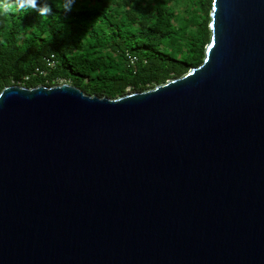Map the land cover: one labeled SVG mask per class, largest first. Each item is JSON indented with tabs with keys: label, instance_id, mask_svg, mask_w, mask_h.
I'll return each instance as SVG.
<instances>
[{
	"label": "water",
	"instance_id": "95a60500",
	"mask_svg": "<svg viewBox=\"0 0 264 264\" xmlns=\"http://www.w3.org/2000/svg\"><path fill=\"white\" fill-rule=\"evenodd\" d=\"M209 30L146 91H0V264H264V0Z\"/></svg>",
	"mask_w": 264,
	"mask_h": 264
},
{
	"label": "trees",
	"instance_id": "16d2710c",
	"mask_svg": "<svg viewBox=\"0 0 264 264\" xmlns=\"http://www.w3.org/2000/svg\"><path fill=\"white\" fill-rule=\"evenodd\" d=\"M50 3L47 19L0 15V91L63 81L116 99L199 66L210 40L212 0H77L67 14Z\"/></svg>",
	"mask_w": 264,
	"mask_h": 264
},
{
	"label": "clouds",
	"instance_id": "9594fccd",
	"mask_svg": "<svg viewBox=\"0 0 264 264\" xmlns=\"http://www.w3.org/2000/svg\"><path fill=\"white\" fill-rule=\"evenodd\" d=\"M76 3L77 0H60L59 8L63 10L64 14H67L73 11ZM33 9L37 10L39 16L45 19L54 15L50 0H0V15L19 14L23 16ZM57 27L63 28L64 25L60 23ZM62 82L56 85L67 84Z\"/></svg>",
	"mask_w": 264,
	"mask_h": 264
}]
</instances>
